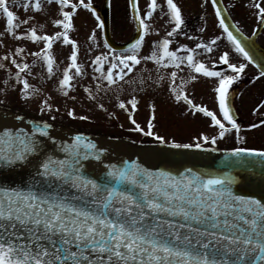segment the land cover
I'll return each mask as SVG.
<instances>
[{
	"label": "snow or ice",
	"instance_id": "snow-or-ice-1",
	"mask_svg": "<svg viewBox=\"0 0 264 264\" xmlns=\"http://www.w3.org/2000/svg\"><path fill=\"white\" fill-rule=\"evenodd\" d=\"M57 3L61 6V18L54 19L53 23L61 26V31L52 35L38 34L35 27L27 32L16 31L20 23H27V20L17 22V13L11 10L7 0H0V12L6 19L8 33L16 38L44 42V49L34 55L43 56L49 74L53 72L54 58L47 50L52 48L54 39L62 37L63 43H71V62L63 69L59 80L60 90L67 94L73 87L69 69L74 68L80 74L82 67L77 63V41L69 37V30L74 27L73 16L80 6L91 9L94 15L96 9L91 0H57ZM212 4L215 7L217 0H212ZM129 5L140 31L138 38L127 45L131 54L116 55L110 62L104 76L109 84L114 83V75L122 79L140 63L142 57L138 52L149 31L146 19L159 7L157 0H149L142 15L138 0H129ZM166 5L172 23L167 34L169 38L160 40L147 59L158 64L167 59V64L176 67L186 63L198 74L218 78L215 93L223 119L208 107L194 103L182 90L178 92L173 87L172 92H178L175 99L185 101L193 112L199 111L209 117L211 125L218 127L220 138L230 130L238 132L241 125L231 111L228 94L230 85L240 79L245 63L230 62L229 52L224 51L213 63L226 64L233 72L227 74L195 59L193 49L187 44H179L186 56L170 50V37L177 30L183 35L184 20L174 0H166ZM19 6L35 10L43 7L41 0H24ZM64 6H70L71 10H65ZM252 6L258 9V18L264 24V6L258 0H254ZM215 15L223 31L212 40L226 36L236 53L255 63L245 44L230 30L220 7H215ZM95 18L103 28L104 21L99 15ZM195 47L211 51L210 43L201 42ZM22 51L16 48L17 53ZM106 59L102 55L94 58L98 71L103 72L99 66ZM11 63L18 69L13 75L23 85L19 90L22 97L32 96V86L22 78V71L29 65L17 62L15 57L11 58ZM259 67L264 68V64ZM116 68L121 71L114 73ZM176 75L177 72L172 71L171 76ZM260 75L264 76V71ZM41 103L51 110L46 100ZM130 103L131 110L135 111L136 97H132ZM119 107H126L124 100L119 101ZM151 107L154 109L155 105ZM68 115L75 116V113L69 110ZM129 119L137 130L145 131L131 115ZM52 127L47 121H33L30 131L5 127L0 134V169L22 162L27 164L38 157L26 182L0 185V264H264V195L240 194L239 185L234 190L237 177L230 172L201 173L190 168L173 172L148 168L131 160L123 161L120 166L109 163L106 172L94 176L87 168L89 159L94 157L95 162H101V154L106 149L98 147L83 133H77L70 142L58 140L51 132ZM152 128L153 121L149 119L147 135L166 143ZM45 140L52 143L53 149L47 148ZM198 140L183 145L175 140L170 143L175 147L201 149L207 146L218 150L215 148L217 135L202 133ZM208 141L210 145L204 143ZM225 152L230 158L225 167H243L244 157L239 155L242 153L264 156V149L250 147H232ZM233 154L237 159H232ZM240 183H244V178Z\"/></svg>",
	"mask_w": 264,
	"mask_h": 264
},
{
	"label": "rangeland",
	"instance_id": "rangeland-1",
	"mask_svg": "<svg viewBox=\"0 0 264 264\" xmlns=\"http://www.w3.org/2000/svg\"><path fill=\"white\" fill-rule=\"evenodd\" d=\"M166 0H157L159 7L154 10L153 16L146 19L149 25V31L145 34L144 43L138 52L142 57L139 64H135L132 72L123 71L126 74L123 78L113 77L114 83L109 84L104 76L107 75V68L111 66L110 62L116 55H130V52L113 54L104 48L101 41V30L99 21L95 16L99 15L102 0H91L96 9L94 15L91 9H85L83 6L77 8L73 16V29L69 30V37L77 41V63L81 65V73L77 74L75 69H69L72 76L70 83L72 88L64 94L59 87V80L63 76V69L71 62L69 57L72 51L71 43H63V38L54 39L52 48L47 50L53 55V72L47 71L46 62L43 56H36L34 53L44 49L43 41H32L27 37L16 38L8 33L6 19L0 12V103L12 108L28 112L33 115L43 116L44 118L58 121L94 132L111 134L119 137H126L135 141H148L156 139V136L147 135V122L153 121L152 131L158 136H163L165 141L175 140L177 142H199L201 134L217 135L216 126L209 124L200 112H193L187 103L183 100L177 101L175 96L179 91H183L194 103L206 105L216 112L218 101L216 99L215 88L218 78H205L196 73L194 69L188 67L186 63L179 64L178 67L167 64V59L163 64L147 59L153 50H156L157 43L169 38L172 23L167 11ZM174 0L182 10V17L191 15L198 16L197 31L193 35L184 36L177 30L170 39L173 45L172 50H176L178 55L186 54L185 50L176 49L175 45L184 43L188 46L194 45L193 51L195 59L203 61L206 66L217 67L216 69L227 74H233L232 70H225L221 67V62L213 63L219 60L223 48V37L220 40L213 41L214 36L220 35L221 31L207 0ZM204 1V3H203ZM231 20L246 36L254 33L260 21L258 18V9L253 5L254 0H223ZM24 0H7L11 10L17 13V22L27 20V23H20L16 31L27 32L30 27H35L38 34L52 35L61 31V26L53 23L54 19L61 18L59 8L61 7L57 0H41L43 5L41 10H35L32 7L24 9L19 6ZM75 2V0H74ZM88 2V0H86ZM261 6L264 0H258ZM146 0H139V7L145 12L147 6ZM111 11L109 15L111 35L114 40L124 41L128 39L134 31V23L127 0H111ZM200 5L204 7L203 15L200 13ZM65 10H71L70 6H64ZM164 13L163 15L161 13ZM100 16V15H99ZM203 29V31H201ZM156 42V43H154ZM210 43L211 51L202 47L197 49L198 43ZM258 42L264 45V36L258 38ZM20 47L23 51L16 52ZM230 62L239 64L240 60L232 49H229ZM112 53V55H109ZM97 55L106 57L104 64L99 66L103 72L98 71V66L94 64V58ZM208 56V59L206 57ZM15 57L17 62L27 63L29 68L22 71V78H26L34 90V94L28 98H23L20 89L22 83L13 75L18 69L11 63V58ZM207 60V61H206ZM35 61V63H33ZM210 62V63H209ZM241 63V62H240ZM10 70V71H9ZM250 70V69H249ZM121 71L120 68L113 69V72ZM172 71H176V77H172ZM195 77V79H193ZM239 80L234 81L229 92L238 84ZM190 85H189V84ZM175 87L178 92L173 93ZM247 89L239 99H235V109L240 116L248 118L250 126L253 127V133L241 134L252 141L250 146L264 147L258 144L252 137L255 135L254 122L264 118V107L255 108L247 104L246 96L252 101H257L260 94L255 96V92L247 94ZM232 94V92H231ZM245 94V97H243ZM136 97L137 108L131 110V98ZM257 98V99H256ZM46 100L51 104V110L45 108L41 103ZM125 101V108L119 107V101ZM103 105V107H99ZM151 105H155L153 109ZM245 107V108H244ZM41 108H45L41 111ZM69 110H73L75 116H69ZM154 112V118H153ZM221 115L220 111L216 112ZM131 115L139 125L145 129L140 132L129 119ZM82 117H87L83 119ZM214 126V127H213ZM250 128V127H249ZM238 132H233L225 138H217V143L221 147H230L231 137ZM236 138V137H235ZM241 139L244 141L245 138ZM209 142V141H208ZM204 142V143H208ZM240 144V143H237ZM246 145V144H245Z\"/></svg>",
	"mask_w": 264,
	"mask_h": 264
},
{
	"label": "water",
	"instance_id": "water-1",
	"mask_svg": "<svg viewBox=\"0 0 264 264\" xmlns=\"http://www.w3.org/2000/svg\"><path fill=\"white\" fill-rule=\"evenodd\" d=\"M215 7L221 8V14L225 17V22L230 25V30H232L234 35L245 44L246 50H248L250 55L253 56L255 63L252 61L250 62L260 71H264V68L259 67V65L264 64V49L255 43L254 36L247 38L238 31L229 19V16L219 0H217V5ZM132 14L134 16L133 11ZM100 16L101 20L104 21L102 39L108 48L113 50H123L127 48L129 43L138 38L140 29L135 20L136 31L132 40L123 45H117L114 43L109 33V0H103ZM33 121H47L53 125L51 132L57 136L58 140H66L70 142L77 133H83L85 136L95 141L98 147L105 148L106 151L101 154V162H95L93 157L89 159L87 164L89 172L94 176L106 172L109 163L120 166L123 161L136 160L148 168H164L173 172L183 171L185 168H190L193 171H200L201 173L214 172L216 174H223L225 172H230L233 176L237 177L236 183L233 184L234 190H236L237 185H239L240 194H256L257 196L264 195V156H248L247 154L242 153L239 155L244 157L243 167H225L230 159L226 154L225 149L232 147L215 146L218 150L213 151L211 147L207 146L201 149H192L175 147L170 142L160 143L159 141L151 140L135 141L126 137H119L73 127L65 123L33 115L0 103V134H2V129L5 127L30 131ZM45 144L48 149H53V145L50 141L45 140ZM178 144L183 145L186 143ZM37 159L38 157H33L30 163L25 164L22 162L17 166L0 169V185H20L22 181L26 182L28 174L33 169ZM232 159H237L235 154H233ZM241 178H244L243 184L240 183Z\"/></svg>",
	"mask_w": 264,
	"mask_h": 264
},
{
	"label": "flooded vegetation",
	"instance_id": "flooded-vegetation-1",
	"mask_svg": "<svg viewBox=\"0 0 264 264\" xmlns=\"http://www.w3.org/2000/svg\"><path fill=\"white\" fill-rule=\"evenodd\" d=\"M221 1H222V4L225 7L224 1L223 0H221ZM181 2H183V0ZM203 3H204V1H203ZM262 6H264V4ZM163 8H164L163 9L164 11L168 10L167 9V5L163 6ZM140 10H141V8H140ZM203 10H204V7L200 5V13H199V15H203V14L206 13ZM199 19H200V17L194 16V15H191L189 17H185V16L183 17L184 23L182 25V31H183L184 36L193 35V33H195L197 31V28H198V25H197L198 22L197 21ZM257 30H258V33H257V35L255 37V41L264 48V45L260 44L258 42V38L261 37V36H264V24H262L260 21L258 22V26L255 29V31H257ZM251 35H249L247 37H250ZM222 37H223L222 38L223 39V41H222L223 45L222 46H223L224 49L229 51L230 42L227 41V39L224 36H222ZM173 45L170 44V50L173 49ZM177 46L178 45H175V48L179 50V48H177ZM189 47L193 49L194 45H191ZM126 52H129V51L127 50ZM223 52H224V50L222 51V53ZM184 56H186V54H184ZM236 57L238 58V60H240L241 63H245L246 67H245L244 71L240 75V79H239V82H238L237 86L232 91H230L229 94H228V99L231 101V105H232V108H233V113L235 114V118L237 119V122L241 125V128L239 129L237 135L235 134L233 137H231V139H232L231 143L233 144L231 146H241V147H250V148L264 149V147L250 146L252 141L249 142V140H251V139H248L247 137H245V136H243L241 134L242 131H245L244 133H249V134L253 133V131H249V130H252L253 127L250 126L251 124L249 123V119L248 118H243V116H240L238 111L235 109L236 107H235V103H234L235 99L236 100L239 99V97L241 95H243V93L248 89L249 90V92L247 93L248 95L251 92L252 93L255 92V96H257L258 94H260V96H259L258 99L256 98L257 101L255 102V101L250 100V98L248 96L245 97V94H244L243 97H245L244 99L248 100V102H247V104L244 103L243 105L245 107L247 105L248 106L252 105L253 110L255 108L264 107V103H262V101H264V76H261L260 75V71H258L241 54H239V53L236 54ZM206 59H208V56L206 57ZM263 60H264V57H263ZM223 66H224L225 70H227V71L229 70V69H227L226 64L222 63L221 67L223 68ZM216 68L217 67H213L214 70H217ZM200 75L202 77H205V78H211V77L204 76L203 74H200ZM231 92H232V94H231ZM202 106H206V105H202ZM209 109L212 110L211 108H209ZM218 110H219V108H218ZM195 112L198 113L199 111H195ZM201 115L207 120V122L209 124L210 118L206 117L203 113H201ZM220 118L223 119L222 114L220 115ZM209 126H210V124H209ZM253 126L255 127L256 130H254L255 131V135H252V137L255 138V140H257L258 144H263L264 145V118L258 119L256 122H254ZM217 129H218V127H217ZM235 131L236 130H230L228 133H226L225 136H227L229 134L233 135V132H235ZM241 137L245 138L244 141L241 139ZM217 138H220L218 136V134H217ZM223 138H225V137H223ZM237 143H240V144H237Z\"/></svg>",
	"mask_w": 264,
	"mask_h": 264
}]
</instances>
